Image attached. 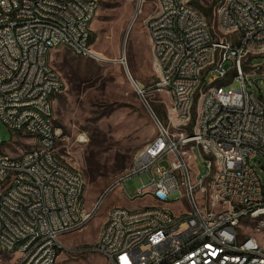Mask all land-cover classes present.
<instances>
[{
    "label": "built area",
    "instance_id": "built-area-1",
    "mask_svg": "<svg viewBox=\"0 0 264 264\" xmlns=\"http://www.w3.org/2000/svg\"><path fill=\"white\" fill-rule=\"evenodd\" d=\"M173 1L156 0V12L146 21L154 69L158 81L191 88L192 98L181 100V94L156 90L155 83L149 89L170 94L168 121L189 132L188 141H193L209 173L193 183L184 143H178L157 118L156 147L148 143L142 148L133 165L106 191L115 186L126 191L127 179L142 177L141 191L129 195V200L150 202L146 207H113L103 238L93 246L67 248L61 238L81 231L72 230L65 204L72 194H80L78 215H84L85 175L63 160L60 144L68 136L61 126L38 129L37 121H55V115L47 113L48 99L65 90L62 74L50 70L51 54L75 48L77 56L99 58L91 43L96 2L0 0V120L16 137L28 136L32 143H40L39 152L14 156L5 151L0 138V181L11 188V195H4V203L11 204L10 214H3L0 203V253L11 256V264H17L20 253H27V264H54L56 251L63 249L95 251L109 264H264V234L250 242L251 224H239L243 214L264 212V184L253 166L257 158H264V65L252 63L264 54L258 53L264 19H257L264 0H235L225 3L224 12H215L220 31L237 38V46L229 47V52H222L228 40L215 37L206 17L199 15L198 28H191L192 13L175 15ZM137 10L142 11V1ZM201 24L209 25L211 36L200 34ZM166 29L179 33L184 49L167 41ZM196 46H203L204 56L196 55ZM190 57L211 58V65H190ZM174 60H181V67H174ZM239 64H248L246 74H238ZM196 79H203L202 87H194ZM222 79L238 80L242 87L230 92L222 87ZM134 86L144 97V87ZM199 89L197 116L190 126ZM210 95H217L216 104H207ZM18 110H25V117H18ZM37 111H44V118H37ZM27 121H35L33 134L21 133ZM78 141L84 139L79 136ZM220 144H227V151H220ZM216 152L225 155L223 188L208 193L207 186L206 195H199L200 185H206L215 170ZM166 159L167 166L162 164ZM27 176H35V183H27ZM230 176H238V186H230ZM182 186H197L195 204H188ZM13 190H20V201L12 200ZM24 192H32V203H24ZM181 198L188 208L180 214L161 209V202L176 203ZM41 212H51V220H41ZM159 222L173 223V230H160ZM27 233H35V240L26 241ZM14 234H23L20 251L4 252ZM169 255H176L175 263H168Z\"/></svg>",
    "mask_w": 264,
    "mask_h": 264
},
{
    "label": "rangeland",
    "instance_id": "rangeland-1",
    "mask_svg": "<svg viewBox=\"0 0 264 264\" xmlns=\"http://www.w3.org/2000/svg\"><path fill=\"white\" fill-rule=\"evenodd\" d=\"M139 1H142V11L133 22ZM196 1L209 5L213 0ZM186 2L191 4L190 0ZM221 2L222 0H217L214 13L218 12ZM97 3L98 13L92 22V47L101 58L77 56L66 48L51 54L53 66L65 80V90L57 96L55 104L54 122L61 126L68 136V139L61 142L60 152L67 164L84 173L86 206L91 211L95 210L84 230L61 238L67 248L95 245L113 207H146L147 202H150L148 199L130 201L120 187L106 191L133 165L136 154L158 135L155 106H160L168 112L172 101L167 93L169 91L155 92L149 89L155 83V89L158 90L156 84L159 82L146 25V21L156 12V0H97ZM211 26L218 40L234 39L233 36L220 31L215 15ZM252 63L264 65V54L257 55ZM244 66L248 67V64ZM133 82L144 87V97L138 94ZM202 86L203 79H200L197 87ZM241 87L240 81L233 80L225 89L240 90ZM256 91L259 93L257 88ZM201 92L202 89H199L195 98V120ZM261 94L264 98L263 86ZM165 127L178 140L189 136L185 127H172L170 121ZM79 136H84V141H78ZM0 138L5 151L14 156L33 147L28 136L16 137L1 120ZM184 149L189 156L190 173L195 183L208 175L209 170L193 143L184 144ZM162 164L167 166L168 160H164ZM253 166L264 184V158H257L253 161ZM215 173L216 168L210 174L206 185L199 189V195H206L207 186L208 193H214L211 183ZM138 180L139 177L134 176L124 182L129 195H135ZM181 189L183 191V188ZM187 208L185 198L167 204V209L175 215ZM241 224H251L248 235L259 239V234H264L263 228L259 227L256 221L247 218ZM11 262V256L0 253V264ZM57 264L109 263L95 251L75 252L63 249L58 255Z\"/></svg>",
    "mask_w": 264,
    "mask_h": 264
},
{
    "label": "bare ground",
    "instance_id": "bare-ground-1",
    "mask_svg": "<svg viewBox=\"0 0 264 264\" xmlns=\"http://www.w3.org/2000/svg\"><path fill=\"white\" fill-rule=\"evenodd\" d=\"M91 2H96V11H98V3L97 0H89ZM235 0H222L221 5L218 8V12H224L225 3H234ZM172 9L175 15H183L184 12L192 13L191 14V28H198L199 24V15L201 17H206L202 12H200L197 8L187 3L184 0L183 7L181 6V0H174L172 2ZM141 11L137 10V13L133 17L132 21L134 22L138 17ZM257 19H264V11H257ZM148 30L150 34V27L148 25ZM200 34L202 36H211V29H209L208 24L200 25ZM93 33H91V43L93 39ZM260 35H264V25L260 27ZM166 38L167 41L173 43L176 49H184V41L179 37V33L174 32L173 29H166ZM237 46V38H234L232 41H228V44H222V52H229V47ZM75 54V48H68ZM258 53H264V39L262 40V44L258 46ZM77 55V54H75ZM98 55V54H97ZM196 55L204 56V48L203 46H196ZM99 58L101 56L98 55ZM211 63V58H198V57H190V65L194 66H207ZM245 64H239L238 66V74H246L248 72V67L244 66ZM174 67H181V60H174ZM50 70L54 71V73H60L55 69L50 63ZM200 83V79L194 80V87H197ZM231 83V79H222V87L225 88L227 84ZM158 90H170L173 94H181V100H191L192 98V90L188 87H183L181 84L176 83H168L167 81H159L156 84ZM239 90L230 89V92H238ZM61 94V92H54V96H49L48 105H47V113L49 115H55L54 104L56 96ZM217 95L207 96V104H216ZM18 117H25V110H18ZM37 118H44V111H37ZM33 128H35V121H27V125H21V133L23 134H33ZM38 129H59V126L55 124L54 121H47L45 119H38L37 121ZM62 129V128H61ZM172 136V135H171ZM84 139V136H81ZM189 136H185L178 140V143L191 144L193 141H188ZM157 145V137L154 138L152 142L149 143V147H156ZM32 149L26 151V154H34V152L40 151V143H32ZM220 151H227V144H220ZM216 168V173L214 179L211 183V187L213 192L215 193L217 190H222L224 184V175H225V155L223 152H216V160L213 161V169ZM213 172V171H212ZM211 172V174H212ZM27 183H35V176H27ZM230 186H238V176H230ZM120 187L122 192L129 199V194L127 191H123V186H115V188ZM202 185H200V188ZM183 191L181 189V194L188 195V204H195V194L197 193V186H182ZM199 188V189H200ZM141 191V183H138L137 191ZM4 195H11V188H4V181H0V203L2 205L3 214H10L11 212V204L4 203ZM12 200L20 201V190L12 191ZM24 203H32V192H24ZM169 202H161V209H167V204ZM81 205V195L80 194H72V200H70L69 204H65L66 218L71 219L72 222V230L73 231H82L87 226V220H91L95 210H89L86 206V201L84 203V215H78V208ZM249 218L250 220L256 221L259 227H262L264 230V212H257L254 214H243L239 217V224L243 222V220ZM41 220H51V212H41ZM160 230H173V223L167 222H159ZM106 233V225L102 228V231L99 235V238H103ZM248 239L250 242H257L259 239L255 236L248 235ZM35 233H27L26 241H34ZM23 244V234H14L11 237V245H4V252H19L20 245ZM61 251H56V255L54 256V264H57V258ZM176 255L168 256V263H175ZM17 264H27V253H20L19 259L17 260ZM154 264H166V262H156Z\"/></svg>",
    "mask_w": 264,
    "mask_h": 264
},
{
    "label": "trees",
    "instance_id": "trees-1",
    "mask_svg": "<svg viewBox=\"0 0 264 264\" xmlns=\"http://www.w3.org/2000/svg\"><path fill=\"white\" fill-rule=\"evenodd\" d=\"M190 3L193 4L195 7H197L200 11H202V13L206 16L209 24H211V20H212L213 16L215 15L214 6L217 3V0H213L212 3L209 5H202L199 2H197L196 0H190ZM215 18H216V15H215ZM93 41H94V36H93L92 42ZM155 109H156L155 113L158 116L159 120L163 124L166 125L168 123L167 111L164 110V108H161L160 106H157V105L155 106ZM194 122H195V116L193 115L192 125L194 124Z\"/></svg>",
    "mask_w": 264,
    "mask_h": 264
},
{
    "label": "crops",
    "instance_id": "crops-1",
    "mask_svg": "<svg viewBox=\"0 0 264 264\" xmlns=\"http://www.w3.org/2000/svg\"><path fill=\"white\" fill-rule=\"evenodd\" d=\"M50 63L52 64V62H50ZM52 66H53V64H52ZM53 67H54V66H53ZM54 68H55V67H54ZM55 69H56V68H55ZM165 90H166V91H169L170 93H172V92H171L170 90H168V89H165ZM56 101H57V96H56V99H55V104H56ZM55 104H54V110H55ZM140 179H143V178L140 177L139 180H140ZM139 180H138V181H139ZM103 227H104V226H103ZM101 231H102V230H101ZM100 233H101V232H100Z\"/></svg>",
    "mask_w": 264,
    "mask_h": 264
},
{
    "label": "water",
    "instance_id": "water-1",
    "mask_svg": "<svg viewBox=\"0 0 264 264\" xmlns=\"http://www.w3.org/2000/svg\"><path fill=\"white\" fill-rule=\"evenodd\" d=\"M122 60V59H121Z\"/></svg>",
    "mask_w": 264,
    "mask_h": 264
}]
</instances>
